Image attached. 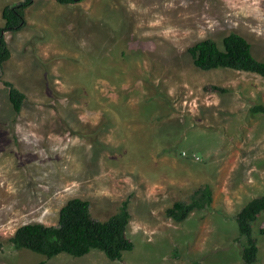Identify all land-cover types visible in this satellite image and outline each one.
Listing matches in <instances>:
<instances>
[{"label":"rangeland","instance_id":"1","mask_svg":"<svg viewBox=\"0 0 264 264\" xmlns=\"http://www.w3.org/2000/svg\"><path fill=\"white\" fill-rule=\"evenodd\" d=\"M0 0V25L5 5ZM0 69V264H245L238 212L264 194V77L204 70L189 48L236 32L264 61V0H34ZM11 82L26 96L17 112ZM218 85L227 91L212 88ZM209 185V208L166 215ZM106 221L128 200L124 261L11 242L72 198ZM264 212L255 222L264 264Z\"/></svg>","mask_w":264,"mask_h":264},{"label":"trees","instance_id":"2","mask_svg":"<svg viewBox=\"0 0 264 264\" xmlns=\"http://www.w3.org/2000/svg\"><path fill=\"white\" fill-rule=\"evenodd\" d=\"M61 4H75L82 0H56ZM34 0H21L5 5L2 10L3 25H0V69L11 57V50L6 38L7 32H17L26 26V11ZM195 65L204 70L230 68L256 73L264 77V61L257 59L252 52V45L243 35L232 32L223 39L220 46L213 39H204L189 48ZM9 97L14 109L20 112L26 98L25 94L11 82ZM212 88L219 92L227 91L218 85ZM253 114L264 115V103L251 108ZM213 200L209 185L200 187L191 197L190 202L177 201L167 209L166 215L181 222L196 211L209 208ZM129 202L125 200L120 211L106 221L93 218L88 200L76 197L70 199L61 209L57 225L28 223L20 226L11 242L16 249H29L33 252L53 258L67 253L75 258L83 257L93 250L102 251L113 261H124V253L132 251L135 243L127 235L131 218ZM264 212V194L249 201L237 214L239 239L242 241V258L245 264L257 261L259 253L258 238L254 229L255 222ZM264 234V227L260 228ZM33 264H48L46 260Z\"/></svg>","mask_w":264,"mask_h":264}]
</instances>
